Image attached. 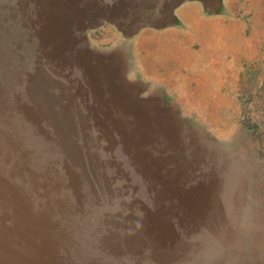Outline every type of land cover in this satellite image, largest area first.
<instances>
[{
  "label": "rangeland",
  "instance_id": "374dc122",
  "mask_svg": "<svg viewBox=\"0 0 264 264\" xmlns=\"http://www.w3.org/2000/svg\"><path fill=\"white\" fill-rule=\"evenodd\" d=\"M177 2L0 0V264H264V0L147 86Z\"/></svg>",
  "mask_w": 264,
  "mask_h": 264
},
{
  "label": "crops",
  "instance_id": "0c3cea01",
  "mask_svg": "<svg viewBox=\"0 0 264 264\" xmlns=\"http://www.w3.org/2000/svg\"><path fill=\"white\" fill-rule=\"evenodd\" d=\"M177 1V12L175 8L173 17L179 19L178 23L182 25L166 24L163 30L148 33L137 41L138 45L143 46L145 53L139 58V74L133 73L146 82L147 86H177L178 83L172 82L178 78L174 73L187 72L188 64L197 62L189 50L190 45L195 40L202 43L203 37L217 33L218 26L224 21L204 9L206 6L215 5L211 4L213 0ZM201 60L200 58L199 62Z\"/></svg>",
  "mask_w": 264,
  "mask_h": 264
}]
</instances>
